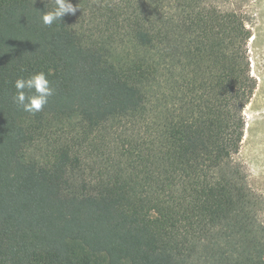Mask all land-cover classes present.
Here are the masks:
<instances>
[{
    "label": "trees",
    "instance_id": "1",
    "mask_svg": "<svg viewBox=\"0 0 264 264\" xmlns=\"http://www.w3.org/2000/svg\"><path fill=\"white\" fill-rule=\"evenodd\" d=\"M0 0V264H264L236 162L256 88L206 0ZM53 89L32 115L14 81Z\"/></svg>",
    "mask_w": 264,
    "mask_h": 264
},
{
    "label": "rangeland",
    "instance_id": "2",
    "mask_svg": "<svg viewBox=\"0 0 264 264\" xmlns=\"http://www.w3.org/2000/svg\"><path fill=\"white\" fill-rule=\"evenodd\" d=\"M222 11L241 14L250 29L247 53L251 75L256 80L254 94L245 108V130L236 162L246 175L247 183L257 198L256 225L264 242V0H206Z\"/></svg>",
    "mask_w": 264,
    "mask_h": 264
},
{
    "label": "clouds",
    "instance_id": "3",
    "mask_svg": "<svg viewBox=\"0 0 264 264\" xmlns=\"http://www.w3.org/2000/svg\"><path fill=\"white\" fill-rule=\"evenodd\" d=\"M54 7L50 11L41 12V22L45 26H52L55 22H61L65 15H74L79 9L73 6L69 0H52ZM16 93L13 102L24 112L36 114L48 103L53 95V89L44 72H38L27 78H17L14 81Z\"/></svg>",
    "mask_w": 264,
    "mask_h": 264
}]
</instances>
